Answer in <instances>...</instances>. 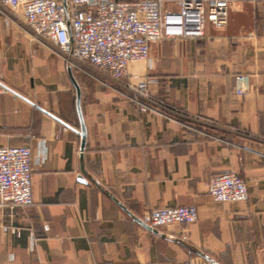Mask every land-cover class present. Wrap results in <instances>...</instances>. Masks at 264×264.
<instances>
[{
  "label": "crops",
  "instance_id": "obj_1",
  "mask_svg": "<svg viewBox=\"0 0 264 264\" xmlns=\"http://www.w3.org/2000/svg\"><path fill=\"white\" fill-rule=\"evenodd\" d=\"M127 71L170 109L139 110L0 15V145L28 146L33 168L32 203L0 207V264H264V0L151 43ZM228 171L246 201L211 199L209 177ZM181 205L195 221L140 219Z\"/></svg>",
  "mask_w": 264,
  "mask_h": 264
},
{
  "label": "built area",
  "instance_id": "obj_2",
  "mask_svg": "<svg viewBox=\"0 0 264 264\" xmlns=\"http://www.w3.org/2000/svg\"><path fill=\"white\" fill-rule=\"evenodd\" d=\"M253 0H0V15L14 21L32 39L46 42L65 64L131 100L141 111L169 110L148 91V80L132 81L127 67L149 60V46L163 38H198L206 23L223 27L231 8ZM114 84V85H113ZM251 75L233 76L237 96L251 89ZM6 88L0 81V93ZM31 150L0 145V207L32 203ZM207 189L215 202L248 198L240 176L222 172L209 177ZM197 218L194 205L153 208L140 219L152 231ZM186 239V235L182 234Z\"/></svg>",
  "mask_w": 264,
  "mask_h": 264
},
{
  "label": "water",
  "instance_id": "obj_3",
  "mask_svg": "<svg viewBox=\"0 0 264 264\" xmlns=\"http://www.w3.org/2000/svg\"><path fill=\"white\" fill-rule=\"evenodd\" d=\"M77 107H78V95H77ZM78 110H79V107H78ZM81 137H82V142H83L84 137H85V129L83 126L81 127Z\"/></svg>",
  "mask_w": 264,
  "mask_h": 264
},
{
  "label": "rangeland",
  "instance_id": "obj_4",
  "mask_svg": "<svg viewBox=\"0 0 264 264\" xmlns=\"http://www.w3.org/2000/svg\"><path fill=\"white\" fill-rule=\"evenodd\" d=\"M83 76H87V75H84L83 73H81ZM88 77V76H87ZM90 78V77H89ZM92 79V78H91ZM93 80H95V79H93ZM114 85V84H113Z\"/></svg>",
  "mask_w": 264,
  "mask_h": 264
}]
</instances>
